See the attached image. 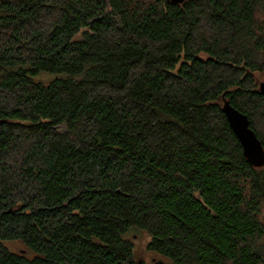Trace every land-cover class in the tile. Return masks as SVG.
I'll return each instance as SVG.
<instances>
[{
  "label": "trees",
  "instance_id": "16d2710c",
  "mask_svg": "<svg viewBox=\"0 0 264 264\" xmlns=\"http://www.w3.org/2000/svg\"><path fill=\"white\" fill-rule=\"evenodd\" d=\"M261 77L264 0H0V264H264Z\"/></svg>",
  "mask_w": 264,
  "mask_h": 264
},
{
  "label": "water",
  "instance_id": "95a60500",
  "mask_svg": "<svg viewBox=\"0 0 264 264\" xmlns=\"http://www.w3.org/2000/svg\"><path fill=\"white\" fill-rule=\"evenodd\" d=\"M172 3L180 4L183 0H170ZM259 92L264 96V81L259 83ZM222 112L229 127L239 141L242 153L249 165L255 168L264 167V149L250 128L248 118L234 109L230 103L223 100Z\"/></svg>",
  "mask_w": 264,
  "mask_h": 264
},
{
  "label": "rangeland",
  "instance_id": "374dc122",
  "mask_svg": "<svg viewBox=\"0 0 264 264\" xmlns=\"http://www.w3.org/2000/svg\"><path fill=\"white\" fill-rule=\"evenodd\" d=\"M55 77L56 76L54 75H47L42 77H35L33 79L36 81L38 80L49 81ZM259 81L260 82L264 81V78L261 77ZM129 238L132 240L131 242L133 244V253L136 262H144L146 264H151L154 262L155 259L158 258L146 250V244L150 240L149 236L146 233H133L129 235ZM162 261L169 263L167 259H162Z\"/></svg>",
  "mask_w": 264,
  "mask_h": 264
}]
</instances>
